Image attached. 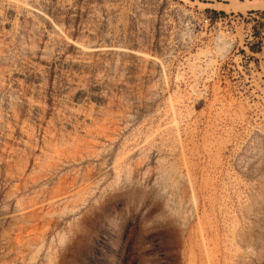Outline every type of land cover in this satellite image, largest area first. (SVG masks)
Returning a JSON list of instances; mask_svg holds the SVG:
<instances>
[{
    "label": "rangeland",
    "instance_id": "374dc122",
    "mask_svg": "<svg viewBox=\"0 0 264 264\" xmlns=\"http://www.w3.org/2000/svg\"><path fill=\"white\" fill-rule=\"evenodd\" d=\"M258 1L0 0V264H264Z\"/></svg>",
    "mask_w": 264,
    "mask_h": 264
},
{
    "label": "bare ground",
    "instance_id": "6f19581e",
    "mask_svg": "<svg viewBox=\"0 0 264 264\" xmlns=\"http://www.w3.org/2000/svg\"><path fill=\"white\" fill-rule=\"evenodd\" d=\"M235 5H237L239 8H249L250 6H252V7L255 6L256 8L264 9V0L258 1V2H252V3L235 2ZM235 9H236V7H235Z\"/></svg>",
    "mask_w": 264,
    "mask_h": 264
},
{
    "label": "trees",
    "instance_id": "16d2710c",
    "mask_svg": "<svg viewBox=\"0 0 264 264\" xmlns=\"http://www.w3.org/2000/svg\"><path fill=\"white\" fill-rule=\"evenodd\" d=\"M250 14H251V15H252V14H258V12H257V11H252V12H250ZM261 14L264 16V12H262ZM263 42H264V37H263ZM250 50H251L252 52L259 53V52L262 51V45H261V44H258V45H257V48H255V47H250Z\"/></svg>",
    "mask_w": 264,
    "mask_h": 264
}]
</instances>
